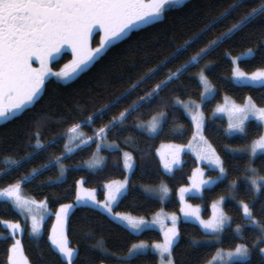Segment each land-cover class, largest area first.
Segmentation results:
<instances>
[{"label": "trees", "instance_id": "1", "mask_svg": "<svg viewBox=\"0 0 264 264\" xmlns=\"http://www.w3.org/2000/svg\"><path fill=\"white\" fill-rule=\"evenodd\" d=\"M235 0H186L184 4L167 8L166 14L154 25L136 30L130 37L108 50L100 61L91 65L85 72L68 82H60L55 78L46 80L42 99L18 119L0 123V174L9 169L7 162L19 160L20 166L10 175L0 178V190L10 184L20 183L24 192L37 200H45L51 214L44 221L39 236L30 233L28 222L13 207L10 201L0 198V264H8L10 247L14 241L9 230L3 225L4 221L19 222L22 227L20 241L25 257L30 264H64L63 258L52 245L50 234L54 222V212L62 205L72 203L77 194V182L82 179L87 188L96 189L98 197L104 198V185L111 180L124 178L126 171L123 164V152L128 151L134 159V167L129 176L126 195L114 206V211L129 213L134 216L151 218L157 211L165 209L171 212L180 210L177 191L188 185L198 162L194 155L184 152L182 163L172 173H166L157 154L161 142L186 143L192 136L193 123L181 106L172 108L176 101L188 99L199 100L202 85L198 74L204 72L213 85L214 95L203 104L206 117L204 135L224 161L227 178L206 187L202 195H190L188 201L200 205L202 215L209 217L211 205L221 197H225L223 208L231 218L230 225L221 235L222 243L206 234L201 227L192 222L181 220L178 224L180 239L174 246L173 258L175 264H206L219 248L232 249L239 243L251 246L259 239L261 233L256 225L247 223L240 202L247 203L261 225H264V186L257 192L246 178L249 156L246 154H230L232 147L249 144L263 133L258 128V121L250 119L248 136L226 133L227 121L223 117L212 116L213 109L223 100L225 95L236 102L243 103L249 96L257 106L264 107V87L261 85L237 84L231 79L233 71L232 57L255 49L251 56L238 61L239 66L246 72L264 69V22H257L234 38L221 43L210 55L199 60L198 64L190 67L178 80H174L167 89L150 106L141 107L126 116L122 124L112 128L104 142L116 143L118 148L103 147L100 149L104 163L97 169H89L82 164L89 160L97 150L96 143L77 148L71 147L67 152L66 141L73 134L70 129L81 124V121L93 115L105 105H109L117 96L125 93L132 84L140 80L146 72L156 68L171 56L185 41H190L207 25L213 17ZM259 0H249L246 7L240 8L211 32L187 48L183 55L172 63L167 64L150 80H147L130 96L111 109L103 119H97L91 125H82L76 136L83 134L84 139L98 137L99 130L109 125L113 117L119 118L120 113L146 95L147 91L161 80L181 69L187 61L201 49L215 40L222 32L227 31L236 19L255 7ZM69 53L65 52L54 67L68 60ZM208 67H205V66ZM163 101V103H161ZM167 105V107H165ZM83 110V111H79ZM162 111H168L167 121L163 130L155 135L139 129L137 124L146 121ZM40 132V142L45 145L39 155L28 159L34 150L30 144L35 143L31 137L34 132ZM53 138L56 143L49 145ZM98 142V140H97ZM227 145V148L225 147ZM235 155L236 159L232 158ZM59 164L44 168L49 161ZM258 173L264 176V153L253 161ZM63 166V174H61ZM40 169L31 182L22 181L24 176ZM209 175L216 172L207 168ZM59 177V180H57ZM236 187L232 188V183ZM164 183L170 190L166 201L151 197L144 189L145 186ZM230 194L237 198L233 200ZM242 226V232L237 234L235 228ZM69 246L78 250V259L74 264H159V255L148 250L139 257H128V251L137 242L153 243L162 240V233L154 228L133 232L121 223L113 220L107 213L88 205H78L69 214L66 228ZM200 240L199 246L193 247L192 239ZM103 242L108 252H102L95 247ZM264 244H260L263 246ZM124 258V259H122ZM251 264H264V257L258 249L251 250ZM232 264V263H231Z\"/></svg>", "mask_w": 264, "mask_h": 264}, {"label": "snow or ice", "instance_id": "2", "mask_svg": "<svg viewBox=\"0 0 264 264\" xmlns=\"http://www.w3.org/2000/svg\"><path fill=\"white\" fill-rule=\"evenodd\" d=\"M184 2L185 0H0V123L18 119L23 113L33 108L42 99L46 86L45 82L49 78L54 77L57 81L62 82L73 79L76 75L85 72L91 65L100 61L113 46H118L121 42L126 41L134 31L154 25L166 14V8H173L184 4ZM248 3L249 0H235L234 3L228 4L195 37L190 41H185L171 56L166 57L160 65L146 72L125 93L117 96L109 105H105L98 112L82 120L81 124L74 125L70 129V133L73 134L74 141H79L77 148L88 146L91 143H96L97 151L103 147H118L117 145H105L103 143L107 133L118 124H122L126 116L131 114V112L137 111L144 106H150L174 80H178L190 67L198 64L199 60L205 56L210 55L221 43L234 38L236 34L258 21L264 22V0H259V3L255 7H251L249 11L240 15L236 19V22L228 27L227 31L222 32L206 48L197 52L181 69L169 75L167 79L156 83L151 91H147L146 95L135 101L130 106V109H126L120 113L119 118L113 117L109 125L99 130L98 137L84 139L83 134L79 137L75 134L82 125H91L97 119H103L113 107L122 101H126L128 96L132 95L141 84L152 79L161 68L175 61L187 51L188 47L198 43L207 32H211L218 25L223 24L238 9L246 7ZM96 27H99L103 35L98 46L91 47L90 40L93 29ZM64 46L70 47L73 59L60 71H53L49 67V63L60 54ZM254 51L255 49L252 48L247 50L249 54ZM33 58L39 61L40 67H33ZM205 67L208 66L206 65ZM232 76L240 84L258 81L264 87V70H258L249 76L246 72L241 71L239 67H236L233 69ZM200 83L204 88L203 93H201V100L204 101L212 96L215 89L209 84L208 79L203 73L200 74ZM178 105L182 106L184 111L190 115V110L198 107L191 101L184 104L179 100H176L171 107L174 109ZM216 111H227L229 123L226 133L230 136L238 133L242 138L246 139L248 136L247 122L253 118L259 122L258 128H264V107H258L251 96L247 98V103L243 107L232 104L230 107H218ZM168 115V111H162L158 115L153 116L151 122L141 127H145L151 133H156L158 130L162 131L163 124L167 121ZM191 121L195 124V133L192 137V142L187 147L196 152L198 160L207 161V164L212 167L213 171L218 169V174L205 179L203 169H195L192 176L189 177L191 181L190 186L179 189V198L182 204L180 210L184 217L194 218L200 227L205 230V233L215 239L216 243H222L220 237L231 222V218L218 207V205L224 203L225 198L222 197L220 201L213 203V215L209 220L201 219L199 207H192L185 202L186 194L202 195L206 186L211 188L213 185L227 178L224 161L217 155L216 150L212 148L204 136L205 120L203 113L197 112L191 115ZM31 137L35 139V143L30 144L34 151L29 153L28 159L35 158V156L39 155V151L37 150L45 148V145L40 142V132L32 133ZM54 143H56L55 138L49 141V145ZM65 147L67 152L73 151L67 145ZM225 147L227 148V145ZM184 150L185 146L183 145H172L169 146L168 152H161V161L168 173H172L175 166L180 163V154ZM238 152L248 153L249 159L255 157L257 152L264 153V135H260L249 147L229 149L230 154ZM124 157V167L132 171L134 167L132 158L128 153H125ZM232 158L236 159L235 155H232ZM7 162L10 167L0 174V178L10 175L11 172L20 166L19 160H11L9 158ZM59 163L60 161L57 159L55 162L49 161L43 167L48 168ZM100 163L99 160H93L89 163V167L96 168ZM40 171V169H34L33 173L24 176L22 181H33ZM63 171V166H61V174H63ZM247 172L251 173L247 177L251 185L257 192L261 191L262 186H264V176H260L257 169L252 167H249ZM57 180H59V177H57ZM80 183L82 185L84 182L81 181ZM128 183L126 181L124 183L109 184L107 186V197L102 205L99 204V201L95 200L94 192L82 189L77 193V204L90 199L100 208L112 214L113 206L118 204L121 198L126 195ZM231 187L235 188L236 183L233 182ZM145 191L150 193V198L158 197L163 200L167 197L169 189L167 186L162 185L158 191L151 189H146ZM230 195L233 200L237 198L235 194ZM0 197L4 198L5 202L11 201L15 208L25 215L31 212V205L35 203V201L25 199L21 195L20 183L10 184L8 187L0 190ZM41 206L43 207V205ZM76 206L74 204H62L60 206L59 211L55 214L56 224L53 225L50 237L52 245L63 258L64 264H74V260L78 259V250L68 245L65 236L70 210ZM240 207L243 209V215L247 218V223L256 225L259 228L261 233L259 239L251 246V249L247 243H239L234 249L228 251L220 248L208 264H229L230 261L232 264H251L250 256L252 249H258L259 253L264 257V247H259L260 244H264V225H261L255 219L252 208L247 203L241 201ZM112 218L121 223H126L134 231H142L149 226L148 221L131 216L112 215ZM178 219L179 217L175 214L172 215V227L164 231L163 243L149 245L141 242L134 244L128 251V257H139L144 254V250L153 248L159 252L161 264H175L173 258L174 246L181 235L177 227ZM152 223H160V221L156 218ZM10 227L13 229V233H15L21 226L19 224H11ZM40 228L41 221L36 217H32V233L39 234ZM235 232L240 234L242 226L237 225ZM202 243L205 242L194 238L190 242L193 247L199 246ZM95 247H98L102 252H108L103 242H98ZM165 256L167 257L166 261ZM8 262L9 264H28V260L23 256L19 240L12 244Z\"/></svg>", "mask_w": 264, "mask_h": 264}, {"label": "rangeland", "instance_id": "3", "mask_svg": "<svg viewBox=\"0 0 264 264\" xmlns=\"http://www.w3.org/2000/svg\"><path fill=\"white\" fill-rule=\"evenodd\" d=\"M186 1V0H185ZM167 9V8H166ZM64 52H68L69 53V57H68V60L61 66V67H59V68H56V67H54L53 65H49V67H51L52 68V70L53 71H60L62 68H64V66L65 65H67V64H69L70 63V61L73 59V57H72V54H71V49H70V47H68V46H65V48H63L62 50H61V52H60V54L59 55H57L56 56V58L54 59V60H56V59H59L63 54H64ZM252 55V53L251 54H249L247 51L246 52H244V53H241V54H239L238 56H236V57H232V61H233V69H235L236 67H239L240 68V70L241 71H243V72H246V71H244L240 66H239V63H238V61L240 60V59H242V58H246V57H249V56H251ZM53 61V60H52ZM51 61V62H52ZM51 64V63H50ZM258 70H264V69H258ZM258 70H255V71H253V72H256V71H258ZM233 72V71H232ZM253 72H246L249 76L253 73ZM201 73H203V75L206 77V75H205V73L202 71V72H200L199 74H198V79H199V81H200V74ZM80 74V73H79ZM78 74V75H79ZM78 75H76V76H78ZM75 76V77H76ZM74 77V78H75ZM51 78H54V77H51ZM73 78V79H74ZM207 78V77H206ZM56 79V78H55ZM208 79V78H207ZM231 79L233 80V82H235V83H237V84H240V83H238L234 78H233V76L231 75ZM72 80V79H71ZM71 80H69V81H71ZM60 82H62V81H60ZM66 82H68V81H66ZM208 82H209V84L213 87V85L211 84V82L208 80ZM248 85H261L260 84V82H258V81H250V82H248L247 83ZM202 85V84H201ZM214 88V87H213ZM203 91H204V88H203V85H202V93H203ZM215 92V91H214ZM214 95V93L212 94V96ZM211 96V97H212ZM210 97V98H211ZM209 98V99H210ZM208 100V99H207ZM193 102L194 103V105H196V106H198V107H196L195 109H193V110H190L191 111V115H194V114H196L197 112H202L203 113V116H204V120H205V123H206V117H205V113H204V110H203V104H204V102L206 101V100H204V101H202L201 100V98L199 99V100H195V99H188V100H184V101H182L184 104H187V103H189V102ZM247 103V99L243 102V103H239V102H236L233 98H231L230 96H228V95H225L224 97H223V100L213 109V112H212V116H215V117H223L226 121H227V128H228V123H229V118H228V113H227V111H225V112H218V111H216V109L218 108V107H230L232 104H236V105H238V106H241V107H243L245 104ZM182 107V106H181ZM258 107H260V106H258ZM214 113H215V115H214ZM185 114L190 118V120H191V115L188 113V112H185ZM158 115V114H157ZM154 116H156V115H154ZM153 117V116H152ZM152 117L151 118H149L148 120H146V121H141V122H139L138 124H137V127L139 128V129H141V130H143V131H145V132H147L148 134H150V135H155V134H157L160 130H158L156 133H151V132H148L147 131V129L145 128V127H141L142 125H147L149 122H151V120H152ZM254 119V118H253ZM255 120V119H254ZM193 123V122H192ZM193 126H194V128H193V133H192V136H191V138L189 139V141L188 142H186V143H176V142H161L160 144H159V146H158V149H157V154H158V157H159V159H160V161H161V152H168L169 151V146H172V145H183V146H185V150L180 154V163L179 164H177L176 166H175V168H177V167H179L180 165H181V163H182V157H183V153L184 152H189V153H191L192 155H194L195 156V158L197 159V157H196V152H194V151H192L191 149H189L188 147H187V145L189 144V143H191L192 142V137H193V135H194V133H195V124L193 123ZM238 134V133H237ZM262 135H264V128H263V133H262ZM205 136V135H204ZM77 137H79V134L77 135ZM206 138V137H205ZM259 138V137H258ZM258 138H256V139H258ZM256 139H254V140H256ZM253 140V141H254ZM77 141V140H76ZM76 141H74L73 140V137H72V135L70 136V137H68V139H67V141H66V145L68 146V147H73V145H75V143H77ZM208 141V140H207ZM253 141H251L249 144H247V145H245V146H241V147H232V148H245V147H249L251 144H252V142ZM99 142V141H98ZM103 143L105 144V145H108L107 143H105L104 141H103ZM208 143L210 144V142L208 141ZM109 144H113V145H117L116 143H109ZM118 146V145H117ZM212 146V145H211ZM194 147H195V145H194ZM115 148H118V147H115ZM212 148H214L213 146H212ZM232 148H230V149H232ZM125 153H128L129 154V156L132 158V163H133V165H134V159H133V156H132V154L130 153V152H128V151H124L123 152V164H124V159H125V157H124V154ZM217 153V152H216ZM235 154H246V155H248V153H235ZM260 154H262L261 152H257V154H256V156L255 157H253V158H251L250 159V163H249V165H248V168L249 167H252V168H255L254 167V165H253V161H254V159L258 156V155H260ZM217 155H218V153H217ZM249 156V155H248ZM93 160H99L101 163L96 167V168H90L89 167V163L90 162H92ZM197 162H198V165H197V167L195 168V169H203V171H204V173H205V176H204V178L205 179H208L209 177H214V176H216L217 174H218V169L217 170H215V174H213V175H209L208 174V172H207V168H209V169H211L212 170V167L210 166V165H208L207 164V161H200V160H198L197 159ZM103 163H104V157L101 155V153H100V150L99 151H97L96 150V152L94 153V155L89 159V160H87V161H85L82 165L83 166H85V167H87V168H89V169H97V168H99V167H101L102 165H103ZM161 164H162V167H163V163H162V161H161ZM174 168V169H175ZM124 169H125V171H126V175H125V177L124 178H120V179H115V180H111V181H108L105 185H104V198L103 199H100L99 197H98V191L96 190V189H92V188H87V187H85L84 186V184H82L81 185V181H83L82 179H80L78 182H77V193H79L82 189L83 190H85V191H89V192H94L95 193V200L96 201H99V204L100 205H102L104 202H105V199H106V197H107V193H108V185L109 184H114V183H124V182H129V176H130V174H131V172L132 171H129L127 168H125L124 167ZM163 169H164V167H163ZM173 169V170H174ZM194 169V170H195ZM256 169V168H255ZM164 171L166 172V173H168L165 169H164ZM259 174V173H258ZM249 175H251V173H247V175H246V178L249 176ZM260 175V174H259ZM192 176V175H191ZM260 176H262V175H260ZM249 182H250V180H249ZM190 183H191V181L189 180V183H188V185H185V186H183V187H188V186H190ZM162 185H165V186H167L166 184H164V183H161V184H159V185H152V186H145L144 187V189L146 190V189H151V190H155V191H158L160 188H161V186ZM168 187V186H167ZM207 187V186H206ZM180 188H182V187H180ZM179 188V189H180ZM254 188V187H253ZM169 189V188H168ZM179 189H178V191H177V197H178V200H179V202H180V198H179ZM255 189V188H254ZM2 190V189H1ZM255 191H256V189H255ZM149 193V192H148ZM150 194V193H149ZM21 195L25 198V199H28V200H30V201H35V203L34 204H32L31 205V212H29V213H27L26 215L25 214H22L21 212H20V210L19 209H17V208H15V206L13 205V207L23 216V218L28 222V224H29V228H30V233H31V235H33V236H39L40 234H41V232H42V227H43V224H44V221L47 219V217L51 214V211H50V209H49V207H48V205H47V202L45 201V200H37V199H34V198H32V197H30V196H28L25 192H24V190H23V188L21 187ZM190 195H193V194H191V193H189V194H186V196H185V202L187 203V204H189V205H191L192 207H199L200 208V216H201V219H204V220H209L211 217H212V215H213V208H212V205H211V214H210V216L209 217H204L203 215H202V208H201V206L200 205H196V204H192L191 202H189L188 201V197L190 196ZM196 195H200V194H196ZM76 196H77V194H76ZM169 196H170V190H169V192H168V195H167V197H165L164 199H163V201H166L168 198H169ZM0 198H2V197H0ZM222 198V197H221ZM221 198H219L218 200H216L215 202H217V201H220V199ZM225 198V197H224ZM4 199V198H3ZM11 202V201H10ZM215 202H213V203H215ZM12 203V202H11ZM67 204H74V205H88V206H93V207H95V208H98V209H100L101 211H103V212H105V213H107L111 218H112V215H116V216H131V217H133V218H136V219H143V220H145V221H148L149 222V226L148 227H146V228H144L143 230H145V229H149V228H154V229H157V230H159L161 233H162V240L161 241H158V242H153V243H147V242H144V243H147V244H149V245H152V244H155V243H163V241H164V231L165 230H167V228H171L172 227V222H171V217H172V215L173 214H175L177 217H179V219H178V221H177V227H178V224H179V222L181 221V220H184V221H192V222H194V223H196V224H198L199 225V223L197 222V221H195L194 220V218H192V217H184V215H183V213L181 212V210H179L178 212H171V211H167V210H165V209H161V210H159V211H157L153 216H151V218H143V217H138V216H134V215H132V214H129V213H121V212H116V211H114V206H113V208H112V214H109L106 210H103L102 208H100L98 205H96L95 203H93V201L92 200H88V201H86V202H82V203H80V204H77V201H76V198H75V200L72 202V203H67ZM41 205H43V207L41 206ZM181 207H182V204H181V202H180V209H181ZM218 207L219 208H221L223 211H224V208H223V204H220V205H218ZM59 209H60V207L54 212V222H53V225H55L56 224V212H58L59 211ZM72 210H70V212H71ZM242 211H243V209H242ZM224 213L228 216V214L224 211ZM70 214V213H69ZM32 217H36L38 220H40L41 221V228H40V232H39V234H33L32 233V231H31V226H32ZM156 218H158L159 219V221H160V223H152V221L154 220V219H156ZM246 218V217H245ZM247 219V218H246ZM117 222H119V221H117ZM119 223H121V222H119ZM11 224H19L20 226H21V224L19 223V222H13V221H4L3 222V225L9 230V232H10V235L11 236H13V239H14V241H13V243L12 244H14L17 240H19L20 241V234H21V232H22V227H20L19 229H17L16 231H15V233H13V229L10 227V225ZM122 225H124V226H126L127 228H129V229H131L130 227H128L127 225H126V223H121ZM53 225H52V228H53ZM200 226V225H199ZM66 228H67V226H66ZM203 231H205L203 228H201ZM132 230V229H131ZM133 232H134V230H132ZM140 232V231H139ZM51 234H52V229H51ZM51 234H50V237H51ZM65 236H66V229H65ZM66 239H67V236H66ZM21 242V241H20ZM67 242H68V240H67ZM139 243H141V242H137V243H135V244H139ZM68 245H69V243H68ZM12 246V245H11ZM260 247H264V245L263 246H260ZM10 249H11V247H10ZM21 249H22V252H23V248H22V245H21ZM220 249V248H219ZM232 249H234V248H232ZM232 249H224L225 251H228V250H232ZM218 250V249H217ZM152 251H154V252H156L158 255H159V258H160V262H161V257H160V254H159V252L157 251V250H155V249H153L152 248ZM217 252V251H216ZM216 252H215V254H216ZM10 255V254H9ZM23 256L25 257V254H24V252H23ZM26 258V257H25ZM27 259V258H26ZM167 260V257L165 256V261ZM232 262L230 261L229 262V264H231ZM9 264V263H8ZM28 264H30L29 263V261H28ZM206 264H208V262L206 263Z\"/></svg>", "mask_w": 264, "mask_h": 264}, {"label": "flooded vegetation", "instance_id": "4", "mask_svg": "<svg viewBox=\"0 0 264 264\" xmlns=\"http://www.w3.org/2000/svg\"><path fill=\"white\" fill-rule=\"evenodd\" d=\"M102 35H103V33L100 31L99 27H96V28L93 29L92 38H91V40H90V45H91V47H96V46H98V44H99V42H100V39H101ZM64 48H65V46H64ZM64 53H65V52H64ZM59 59H60V58H59ZM59 59L53 60L52 62L50 61L51 64L49 63V65H53V66H54V63H56V61L59 60ZM65 62H66V61H65ZM65 62L61 63V64L59 65V67H61ZM33 67H35V68L40 67L39 61L36 60L35 58H33ZM59 67H58V68H59Z\"/></svg>", "mask_w": 264, "mask_h": 264}, {"label": "crops", "instance_id": "5", "mask_svg": "<svg viewBox=\"0 0 264 264\" xmlns=\"http://www.w3.org/2000/svg\"><path fill=\"white\" fill-rule=\"evenodd\" d=\"M148 193V192H147ZM131 230V229H130ZM132 231V230H131ZM134 232H139V231H134ZM148 250H152V248H149L147 250H144V252L148 251ZM9 263V262H8ZM159 264H161L160 260H159Z\"/></svg>", "mask_w": 264, "mask_h": 264}]
</instances>
